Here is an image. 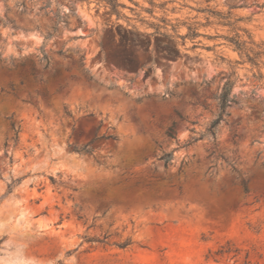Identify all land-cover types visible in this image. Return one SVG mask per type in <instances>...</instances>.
<instances>
[{
    "label": "rangeland",
    "instance_id": "rangeland-1",
    "mask_svg": "<svg viewBox=\"0 0 264 264\" xmlns=\"http://www.w3.org/2000/svg\"><path fill=\"white\" fill-rule=\"evenodd\" d=\"M0 264H264V0H0Z\"/></svg>",
    "mask_w": 264,
    "mask_h": 264
},
{
    "label": "trees",
    "instance_id": "trees-1",
    "mask_svg": "<svg viewBox=\"0 0 264 264\" xmlns=\"http://www.w3.org/2000/svg\"><path fill=\"white\" fill-rule=\"evenodd\" d=\"M228 24L230 25L231 23H228ZM227 40L234 46V49L237 50L239 52V54H244L251 63L257 64L256 58L259 55V53L253 52V50L247 46V42L240 38V35L238 33H236L233 37H229ZM250 53H253V56H251ZM31 74L33 75V73H31ZM233 75H234V73L232 72L226 77L223 85L221 86L219 93L215 96V98L217 99V105L219 108V112H218L217 118L212 123V127H214L225 115H228L226 108L234 101V99L230 96L231 90H232V85H233V80L231 79V76H233ZM33 78L35 79L36 76L33 75ZM39 81H41V79H39ZM20 83L22 84L23 81H20ZM7 93H11L14 95V88H13L12 84L9 85V91ZM7 120H8V124H9V129L14 132L13 140H14V142H16L18 139L19 128L15 127V125L12 121V116L7 117ZM98 128L99 127H97L95 129V131L93 133V137L91 138V140L87 144H84L83 146H81L79 148L75 147V150L90 154L93 151L92 148L90 147V144L93 141L98 140V139H106V140H116L117 139V136L115 134H105V133H103L101 135L98 134ZM211 133L214 135L215 131L212 130ZM167 135L171 138H174L173 126H170L168 128ZM159 159L163 160L164 166L167 167V165L169 164L170 159H171V153H165ZM241 186H242L243 192L247 193L248 187H247L246 180L241 181ZM105 238L106 237H104V239ZM89 241L103 242V239H89ZM130 243H131V241L127 238L124 241L117 243L116 245L120 248H125Z\"/></svg>",
    "mask_w": 264,
    "mask_h": 264
},
{
    "label": "bare ground",
    "instance_id": "bare-ground-1",
    "mask_svg": "<svg viewBox=\"0 0 264 264\" xmlns=\"http://www.w3.org/2000/svg\"><path fill=\"white\" fill-rule=\"evenodd\" d=\"M7 216H8V214H7L4 218H2V220H6ZM20 253H21L20 256H21V258H22L23 260L27 258V256H26L24 250H22Z\"/></svg>",
    "mask_w": 264,
    "mask_h": 264
}]
</instances>
